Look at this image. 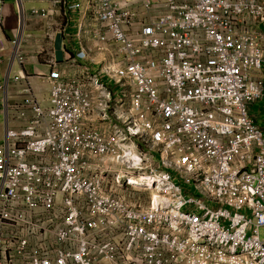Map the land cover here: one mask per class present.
<instances>
[{
    "label": "built area",
    "instance_id": "obj_1",
    "mask_svg": "<svg viewBox=\"0 0 264 264\" xmlns=\"http://www.w3.org/2000/svg\"><path fill=\"white\" fill-rule=\"evenodd\" d=\"M84 7L93 37L117 46L102 45L89 77L98 101L55 68L48 106L28 86L12 105L26 124L0 144V264H264V130L251 113L264 0ZM135 187L146 205L126 198Z\"/></svg>",
    "mask_w": 264,
    "mask_h": 264
},
{
    "label": "crops",
    "instance_id": "obj_2",
    "mask_svg": "<svg viewBox=\"0 0 264 264\" xmlns=\"http://www.w3.org/2000/svg\"><path fill=\"white\" fill-rule=\"evenodd\" d=\"M1 1L4 5L0 20V82L6 84V90L0 91V96L8 105L0 112V144L5 141L9 128L26 124L23 119H16L12 105L23 100L27 86L44 106L49 105L51 85L48 75L55 68L64 79L86 81L91 96L98 101L99 91L89 77L100 73L106 63L104 58L108 54L101 49L102 45L117 46L116 42L101 44L93 37L96 23L88 19L84 7L88 0ZM78 2L82 3L81 7L72 6ZM35 8L46 9L49 13L45 17L36 16L33 14ZM81 25H84V31L80 30ZM261 30L264 31V23ZM80 51L87 56H80ZM20 52L26 56L23 63L18 59ZM21 70L27 77L16 80L15 76ZM261 74L264 76V65ZM100 77L113 87L116 96L121 93V86L113 79L104 73ZM109 79L112 80L110 83L107 82ZM251 113L264 130V98L252 106ZM90 124L102 127L105 123L93 121Z\"/></svg>",
    "mask_w": 264,
    "mask_h": 264
},
{
    "label": "rangeland",
    "instance_id": "obj_3",
    "mask_svg": "<svg viewBox=\"0 0 264 264\" xmlns=\"http://www.w3.org/2000/svg\"><path fill=\"white\" fill-rule=\"evenodd\" d=\"M111 81L112 80L110 79L107 80L108 83H110ZM1 136L2 134L0 132V137ZM124 194H126V198L129 201L135 202L136 199H138L139 202H142L143 205L147 204V201L149 200V196H150V192L140 189L139 187L125 189Z\"/></svg>",
    "mask_w": 264,
    "mask_h": 264
}]
</instances>
